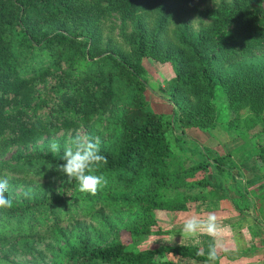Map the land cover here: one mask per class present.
<instances>
[{
	"label": "trees",
	"instance_id": "trees-1",
	"mask_svg": "<svg viewBox=\"0 0 264 264\" xmlns=\"http://www.w3.org/2000/svg\"><path fill=\"white\" fill-rule=\"evenodd\" d=\"M207 1L0 0V179L13 177L5 193L12 207L0 208V264L207 261L195 245L131 247L164 234L159 211L206 198L162 199L174 177L204 172L195 186H207L214 167L235 169L199 143L187 145V130L236 127L249 109L264 113V0L202 7ZM195 15L208 22L195 29ZM146 58L174 68L162 88L174 105L168 122L148 109ZM219 91L227 121L218 118ZM81 128L99 137L107 158L93 172L107 180L95 195L55 168ZM170 128L181 150L204 160L176 170L184 157L171 147ZM256 150L264 163V147Z\"/></svg>",
	"mask_w": 264,
	"mask_h": 264
},
{
	"label": "crops",
	"instance_id": "crops-1",
	"mask_svg": "<svg viewBox=\"0 0 264 264\" xmlns=\"http://www.w3.org/2000/svg\"><path fill=\"white\" fill-rule=\"evenodd\" d=\"M217 127V126H216ZM215 127V128H216ZM211 129L191 128L187 130L190 137L205 136ZM194 133V134H193ZM209 137V136H208ZM254 151L237 148L236 153L217 152L227 162H233L234 170L219 173L218 168L207 173L212 185L199 186L192 194L206 193V198L189 203L188 210L170 211L174 214L170 223L177 236L170 245H180L183 220L192 214L201 217L213 213L218 223L225 230L224 246L228 251L219 250L215 264H264V163L257 158ZM188 193V194H189ZM231 198L239 200L238 208ZM249 204L242 209L241 202ZM182 214V216H179ZM173 234V233H172ZM172 236V235H171ZM199 240V243L196 241ZM184 244L195 245L207 254L209 245L214 243L207 235L186 237ZM186 264H206V261L185 259Z\"/></svg>",
	"mask_w": 264,
	"mask_h": 264
},
{
	"label": "rangeland",
	"instance_id": "rangeland-1",
	"mask_svg": "<svg viewBox=\"0 0 264 264\" xmlns=\"http://www.w3.org/2000/svg\"><path fill=\"white\" fill-rule=\"evenodd\" d=\"M218 2H220V0H208L202 4V7H213ZM116 21L119 22V20ZM116 21L115 19H111L109 23ZM207 22L208 20L202 19L198 15H195L191 24L195 29H199ZM144 62L147 69L148 78V89L146 91L148 109L162 114L165 117L166 122H168L174 116V105L169 100H167L162 88L166 85L168 80L174 76V68L170 63L163 64L150 58H146ZM216 103L218 106L219 121H227L229 119L227 100L223 97L221 91H219L217 94ZM255 121L256 123L264 121V113L256 115L254 112H252V110L249 109L246 113L240 116L239 123L236 125V127H228V125L225 123H219L217 124L216 128H212L210 130L211 136L208 133H206L205 136L198 135V137H193L194 141H191L187 138L186 144L189 146H194L195 144L199 143L201 146L208 148L212 156L217 152H228L231 154L236 153L238 147H240L241 150L248 149L254 151L253 148L256 149L258 147H264V133H258L260 130V125L254 127ZM87 131L88 128H81L76 132V135L79 134L81 136H86ZM60 134H63V132ZM168 136L171 141V147L173 151L176 154L184 157L181 165L174 166L176 170H183L184 167L189 168L193 164L204 160V155H202L201 151L191 152L181 150L175 141L177 134L172 128L169 129ZM68 143L69 141L67 142V145ZM227 163L232 164L233 162ZM202 173L204 174V172H199V174L192 175L189 178H183L181 175L174 177L173 183L168 184V186L162 190L161 198L175 201L183 200L185 194L198 188V186H195L196 181H198L200 178L205 180V177H202ZM184 175H186L185 171H183V176ZM173 216L174 214L169 210L159 211L158 219L160 221V227L164 230V234L146 236L143 238L142 242L137 240L131 247L135 250L144 248L157 249L162 245L170 244L173 241L175 242V240H177V236L174 234L172 223H170ZM179 216H182V214Z\"/></svg>",
	"mask_w": 264,
	"mask_h": 264
},
{
	"label": "clouds",
	"instance_id": "clouds-1",
	"mask_svg": "<svg viewBox=\"0 0 264 264\" xmlns=\"http://www.w3.org/2000/svg\"><path fill=\"white\" fill-rule=\"evenodd\" d=\"M50 150L53 155L58 154L60 153V146L53 142L50 145ZM60 160L63 163H58L55 166L56 170L66 175L69 182L75 180L80 192L95 195L101 187L107 184V180L102 175L93 174L95 169L107 163V158L100 154L99 137L89 138L76 135L65 146ZM12 178L11 174L5 173V177L0 179V208L12 207V201L5 195L9 180ZM180 233L182 236L181 245H184L183 242L186 237L207 235L212 238L214 243L209 245L206 264H215L219 250H229L223 243L226 232L218 223V217L213 213L203 217L196 214L187 216L183 220ZM196 242L199 243V240ZM197 254L201 253L198 252Z\"/></svg>",
	"mask_w": 264,
	"mask_h": 264
}]
</instances>
